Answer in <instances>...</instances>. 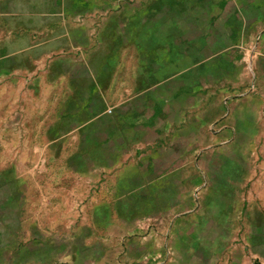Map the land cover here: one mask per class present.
<instances>
[{
	"label": "rangeland",
	"instance_id": "374dc122",
	"mask_svg": "<svg viewBox=\"0 0 264 264\" xmlns=\"http://www.w3.org/2000/svg\"><path fill=\"white\" fill-rule=\"evenodd\" d=\"M3 3L0 45L22 26ZM60 5L73 22L90 21L75 39L101 49L60 52L53 81L49 65L41 74L0 66V264H73L82 243L67 231L79 228L86 195L72 176L105 165L107 150L130 153L124 170L162 168L168 153L177 170L186 149L188 188L193 156H212L200 183L264 203V0Z\"/></svg>",
	"mask_w": 264,
	"mask_h": 264
},
{
	"label": "crops",
	"instance_id": "0c3cea01",
	"mask_svg": "<svg viewBox=\"0 0 264 264\" xmlns=\"http://www.w3.org/2000/svg\"><path fill=\"white\" fill-rule=\"evenodd\" d=\"M21 2L3 3L1 12L20 15L22 26L2 37L0 66L41 74L49 65L47 80L53 81L60 75V52L80 50L97 58L100 46L83 47L72 34L88 30L90 21L73 22L60 0ZM188 155L186 149L177 154V170L170 153L162 168L154 160L124 170L130 153L107 150L106 164L94 173L89 168L73 174L86 195L79 228L67 231L82 243L80 251L72 246L73 264H251V258H264V203L239 200L237 186L200 183L202 163L213 159L200 153L193 156L195 185L188 188Z\"/></svg>",
	"mask_w": 264,
	"mask_h": 264
}]
</instances>
